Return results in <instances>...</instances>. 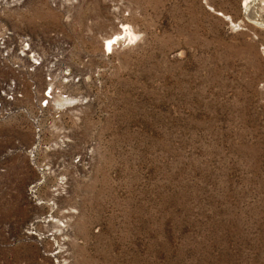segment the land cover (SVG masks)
<instances>
[{
  "label": "rangeland",
  "instance_id": "obj_1",
  "mask_svg": "<svg viewBox=\"0 0 264 264\" xmlns=\"http://www.w3.org/2000/svg\"><path fill=\"white\" fill-rule=\"evenodd\" d=\"M247 10L242 0H25L3 11L44 43L61 35L67 65L87 58L104 82L78 125L64 118L65 148L39 157L93 143L87 173L70 171L62 190L50 173L33 201L40 178L27 159L0 164V264H264V0ZM120 24L137 37L103 61ZM0 136V154L17 136L32 144L24 119L0 124Z\"/></svg>",
  "mask_w": 264,
  "mask_h": 264
},
{
  "label": "built area",
  "instance_id": "obj_2",
  "mask_svg": "<svg viewBox=\"0 0 264 264\" xmlns=\"http://www.w3.org/2000/svg\"><path fill=\"white\" fill-rule=\"evenodd\" d=\"M24 1L0 0V15L4 10L21 7ZM60 1L63 0H48L54 8ZM69 1L76 3V0ZM118 29L119 33L104 41L101 60L106 61L114 48L129 38V26L120 24ZM56 39L58 44L49 45L13 29L0 18V124L16 118L24 119L32 143L27 146L22 136L15 137L12 147L0 154V164L10 155H23L27 159L40 178L27 190L33 201L37 187L50 173L57 177V190H62L66 187L70 171L87 173L89 170L93 143L85 145L81 154L71 155L65 160L39 161V157L41 153L65 148L70 142V130L64 118L71 113L74 124L78 125L79 111L97 100L104 82L97 68L87 69V58L80 65L68 66L65 57L69 47L61 35ZM46 136L48 141L55 143L44 145L42 141ZM0 141H4L3 136H0ZM0 172H4L2 167ZM25 233L29 237L34 236L28 229Z\"/></svg>",
  "mask_w": 264,
  "mask_h": 264
},
{
  "label": "bare ground",
  "instance_id": "obj_3",
  "mask_svg": "<svg viewBox=\"0 0 264 264\" xmlns=\"http://www.w3.org/2000/svg\"><path fill=\"white\" fill-rule=\"evenodd\" d=\"M249 1H250V0H242V7H244V9L246 8V10H247V8H248ZM250 3H252V2H250ZM249 7H250V5H249ZM247 11H248V10H247ZM130 36L135 37L136 35L130 30V31H128V37L130 38ZM136 37H137V36H136Z\"/></svg>",
  "mask_w": 264,
  "mask_h": 264
}]
</instances>
